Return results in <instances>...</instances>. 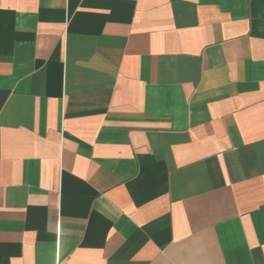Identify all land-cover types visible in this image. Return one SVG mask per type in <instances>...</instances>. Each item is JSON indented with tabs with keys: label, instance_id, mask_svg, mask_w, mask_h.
I'll use <instances>...</instances> for the list:
<instances>
[{
	"label": "crops",
	"instance_id": "0c3cea01",
	"mask_svg": "<svg viewBox=\"0 0 264 264\" xmlns=\"http://www.w3.org/2000/svg\"><path fill=\"white\" fill-rule=\"evenodd\" d=\"M0 264H264V0H0Z\"/></svg>",
	"mask_w": 264,
	"mask_h": 264
}]
</instances>
